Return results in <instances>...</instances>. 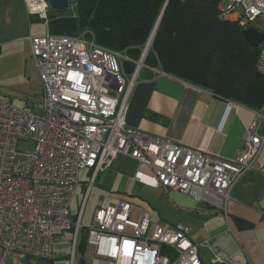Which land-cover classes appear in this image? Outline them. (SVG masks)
I'll use <instances>...</instances> for the list:
<instances>
[{
	"label": "built area",
	"instance_id": "2783aa9c",
	"mask_svg": "<svg viewBox=\"0 0 264 264\" xmlns=\"http://www.w3.org/2000/svg\"><path fill=\"white\" fill-rule=\"evenodd\" d=\"M26 2L49 25L47 2ZM220 15L264 31V0H224ZM30 40L42 82L41 113L0 101V264L51 259L58 240L69 243L68 264H254L242 246L228 253L210 239L192 241L183 223L152 224L146 209L134 219L133 204L124 198L100 199L88 225L82 221L86 198L77 216L71 204L84 169L91 170L89 192L99 173L127 154L138 161L137 180L227 213L236 183L264 165V113L257 111L246 125L242 150L233 158L152 135L127 123L135 72L145 64L149 42L130 76L124 69L130 58L98 43L89 28L63 34L48 27ZM259 47L257 68L264 77V40ZM22 141L33 147L20 148Z\"/></svg>",
	"mask_w": 264,
	"mask_h": 264
},
{
	"label": "crops",
	"instance_id": "0c3cea01",
	"mask_svg": "<svg viewBox=\"0 0 264 264\" xmlns=\"http://www.w3.org/2000/svg\"><path fill=\"white\" fill-rule=\"evenodd\" d=\"M48 27L44 19L29 11L26 0H0V101L5 100L35 112L40 109L37 96L40 94L42 82L30 37L46 32ZM257 111L264 113V106L251 107L241 101L223 97L204 85L168 73L160 67L144 64L131 91L127 123L152 135L233 158L240 154L246 125L256 119ZM137 167L138 161L135 158L119 154L108 169L99 173L96 180L101 174L102 183L110 189H115L121 182H125L126 187L129 180L139 182L143 188H168L154 187L137 180ZM86 170L91 174L90 169H84L81 174ZM166 191L168 194L173 193L174 198L170 196L171 202L178 203L175 193L181 194L189 205H194L196 201L194 197L193 199L181 191L170 188ZM89 192L86 191L85 194L86 202ZM107 196L130 201L128 196L124 195ZM104 197L106 196L102 198ZM204 206L208 211L203 212L205 219L201 226H188L187 223L179 222L187 226L192 241L210 239L213 246L228 253L236 252L242 246L254 264L253 258L263 260L264 165L248 171L236 183L231 191L227 213L222 209L221 213H218L213 211L212 206ZM133 210L134 206L132 213ZM229 226L232 230H229ZM227 232L236 236V243L230 247L224 246L220 241V237ZM81 244L78 252L79 259L83 260L86 244L83 248ZM204 254L208 255L206 251ZM62 259L56 258L54 263L58 264ZM46 262L40 261L38 264Z\"/></svg>",
	"mask_w": 264,
	"mask_h": 264
},
{
	"label": "trees",
	"instance_id": "16d2710c",
	"mask_svg": "<svg viewBox=\"0 0 264 264\" xmlns=\"http://www.w3.org/2000/svg\"><path fill=\"white\" fill-rule=\"evenodd\" d=\"M223 2L78 0L74 5L77 15H63L58 12L64 10L51 8L49 29L52 33L77 34L89 28L98 43L125 53L130 58L124 61L125 67L133 71L162 15L145 64L261 108L264 77L257 68L260 47L245 39L237 22L222 19ZM84 244L85 236L82 248ZM56 258L40 259L39 263L55 264Z\"/></svg>",
	"mask_w": 264,
	"mask_h": 264
},
{
	"label": "rangeland",
	"instance_id": "374dc122",
	"mask_svg": "<svg viewBox=\"0 0 264 264\" xmlns=\"http://www.w3.org/2000/svg\"><path fill=\"white\" fill-rule=\"evenodd\" d=\"M74 5L75 4L69 5L65 9H57V10H64L62 12L59 11L58 13H63V15H70V14L77 15L76 6ZM257 26L261 27L260 24H257ZM84 30H80L78 31V33ZM137 64L138 62H136L133 71H129L124 64V69L127 75L130 74L132 76L134 74ZM240 98L241 97H238V99L236 98L233 99L241 101ZM37 112L41 113V110L37 109ZM27 147L32 148L33 142H30L28 145L24 141L20 143V148L26 149ZM114 167L115 165L113 166V168ZM120 178L121 177H119V179ZM81 181L83 182V185L80 186L76 191L72 203V216H77L80 205L82 204L83 198H85L86 191L88 190L90 184L89 170H86L81 174ZM124 183L125 182H121L117 185L115 189H110L105 185V183L104 184L102 183L101 174H100L96 182H94L91 185L92 188L90 189L84 211V218H83L84 225H88L90 223L98 201L102 199L103 196H107L111 194L119 195V196H123V195L128 196L130 202L133 203L134 206V210L132 213L133 218H139L143 210L147 209L151 213L152 223L160 224L162 226L174 225L179 222L187 223L188 226H190V224H196L198 226H201L205 219V214H203V212L208 211V209H206L207 207L204 205L212 206L213 211H217L218 213H221L220 211H222L221 209L203 201L199 202L196 200L197 202L194 201V205H192L191 203H190L191 205H189V203H186L183 197L181 196V194L179 193H175V196L178 198L177 201L178 203L171 202L170 196L172 195L173 197V193L170 192L168 194L166 191L168 188L166 190H164L163 188H159V189L143 188L139 182L132 180H129L126 187H124ZM85 235H86V230L81 235L82 239L84 238ZM235 237L233 234L227 232L226 235H222V237H220V241L224 246L230 247L232 244L236 243ZM58 246L60 247H58L56 250L57 251L56 256L65 257L62 260H59L58 264H68L66 262V258L68 256H65L64 253L68 250L69 243L67 241L61 242V240H58ZM253 260L255 264H264V257L263 260L259 258H257V260L253 258Z\"/></svg>",
	"mask_w": 264,
	"mask_h": 264
},
{
	"label": "water",
	"instance_id": "95a60500",
	"mask_svg": "<svg viewBox=\"0 0 264 264\" xmlns=\"http://www.w3.org/2000/svg\"><path fill=\"white\" fill-rule=\"evenodd\" d=\"M45 1L49 5V7L53 8V9H65L69 5L77 4V2H78V0H45ZM161 17H162V15L160 16V18L156 24L155 30L152 34V37L149 40V44H151L153 41V38H154V35H155L157 28L159 26ZM242 32H243L245 39L250 44H252L256 47H259L261 42L264 40V31H261L254 26L244 28Z\"/></svg>",
	"mask_w": 264,
	"mask_h": 264
},
{
	"label": "bare ground",
	"instance_id": "6f19581e",
	"mask_svg": "<svg viewBox=\"0 0 264 264\" xmlns=\"http://www.w3.org/2000/svg\"><path fill=\"white\" fill-rule=\"evenodd\" d=\"M50 9H51V7H50ZM137 74H138V71L136 70L135 75H137Z\"/></svg>",
	"mask_w": 264,
	"mask_h": 264
}]
</instances>
